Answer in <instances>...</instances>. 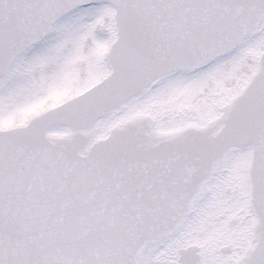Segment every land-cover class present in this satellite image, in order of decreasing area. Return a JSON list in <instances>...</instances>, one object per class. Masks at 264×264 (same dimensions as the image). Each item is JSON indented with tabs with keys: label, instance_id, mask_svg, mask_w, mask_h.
<instances>
[{
	"label": "snow or ice",
	"instance_id": "snow-or-ice-1",
	"mask_svg": "<svg viewBox=\"0 0 264 264\" xmlns=\"http://www.w3.org/2000/svg\"><path fill=\"white\" fill-rule=\"evenodd\" d=\"M0 264H264V0H0Z\"/></svg>",
	"mask_w": 264,
	"mask_h": 264
}]
</instances>
